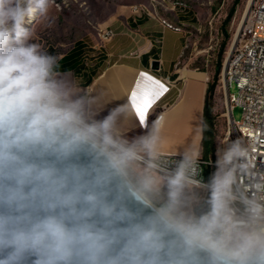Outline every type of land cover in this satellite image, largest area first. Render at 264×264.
Listing matches in <instances>:
<instances>
[{"label": "clouds", "instance_id": "obj_1", "mask_svg": "<svg viewBox=\"0 0 264 264\" xmlns=\"http://www.w3.org/2000/svg\"><path fill=\"white\" fill-rule=\"evenodd\" d=\"M54 2L0 0V264H264V205L246 200V218L229 206L249 147L221 148L207 214L181 210L183 165L155 206L156 178L134 188L129 173L141 152L154 155L155 135L119 138V106L89 118L88 101L56 78L58 57L33 39L27 25Z\"/></svg>", "mask_w": 264, "mask_h": 264}, {"label": "crops", "instance_id": "obj_2", "mask_svg": "<svg viewBox=\"0 0 264 264\" xmlns=\"http://www.w3.org/2000/svg\"><path fill=\"white\" fill-rule=\"evenodd\" d=\"M125 29L114 23L113 34L105 36L109 43L104 45L102 58H94L85 66L80 57L71 67L58 70L56 78L70 99L83 97L88 101L89 118L101 119L119 106L121 112L115 126L119 138L133 142L152 133L156 137L154 153L202 155L208 74L180 64L184 48L180 30L159 20ZM154 60L159 62L158 69H152ZM167 77L170 83L165 80ZM134 92L136 104L141 107L146 102L145 93L153 98L143 124L131 100ZM161 109L163 119L155 123Z\"/></svg>", "mask_w": 264, "mask_h": 264}, {"label": "rangeland", "instance_id": "obj_3", "mask_svg": "<svg viewBox=\"0 0 264 264\" xmlns=\"http://www.w3.org/2000/svg\"><path fill=\"white\" fill-rule=\"evenodd\" d=\"M248 5L249 0H55L47 17L37 18L27 26L32 29L34 41L56 55L58 61L81 43L80 57L84 65L91 64L94 58H102L106 52L104 45L109 43L105 36L113 34L114 23H119V28L125 31V26L136 27L159 20L168 27L180 30L184 46L182 66L205 71L209 81H212L217 62L221 59L219 79L210 100L216 123L217 154L212 156L215 158L220 155L229 131V104L223 66ZM232 8L234 10L229 18ZM122 37H125L124 33ZM237 90L235 84L230 87L231 92L236 93ZM232 114L235 120H240L241 107L235 106ZM144 172L142 162H131L130 180L135 187L138 180L145 176ZM152 174L156 175L158 183L147 195L159 207L168 199L171 177ZM208 195L202 187L185 183L180 194L181 210L198 216Z\"/></svg>", "mask_w": 264, "mask_h": 264}, {"label": "built area", "instance_id": "obj_4", "mask_svg": "<svg viewBox=\"0 0 264 264\" xmlns=\"http://www.w3.org/2000/svg\"><path fill=\"white\" fill-rule=\"evenodd\" d=\"M111 34V33H107ZM223 78L227 89L229 131L224 146L241 140L249 147V157L237 162L234 183L231 186L229 206L237 218L247 217L246 200L264 205V0H252L242 27L230 46L223 66ZM170 83L169 77L165 79ZM235 84L237 92H231ZM242 109V118L235 120L232 110ZM164 109L154 118L160 123ZM145 165V176L159 173L173 177L181 165L185 169V183L202 187L211 193L210 182L218 169L219 156H184L175 153H140ZM153 164L155 167L149 168ZM241 164H248L247 168Z\"/></svg>", "mask_w": 264, "mask_h": 264}, {"label": "trees", "instance_id": "obj_5", "mask_svg": "<svg viewBox=\"0 0 264 264\" xmlns=\"http://www.w3.org/2000/svg\"><path fill=\"white\" fill-rule=\"evenodd\" d=\"M233 10L234 8L231 9L229 13V18L231 17ZM223 44H225V42ZM81 48H82L81 43H78V45H75V47L70 51V53L60 58L58 61V65H59L58 70H65L71 67L72 65H74V63L80 61ZM221 65L222 63L220 59L217 62L216 71L213 76V79L212 81L208 82V86H207L206 104H205L204 118H203L204 135L202 140V156L208 154L214 155L216 150V144H215L216 123H215V115L213 113V108L210 100L217 86Z\"/></svg>", "mask_w": 264, "mask_h": 264}, {"label": "snow or ice", "instance_id": "obj_6", "mask_svg": "<svg viewBox=\"0 0 264 264\" xmlns=\"http://www.w3.org/2000/svg\"><path fill=\"white\" fill-rule=\"evenodd\" d=\"M160 87L163 90V86L161 85ZM144 95L146 97V102L144 103L143 107L138 106L136 104V100H137V93L136 92H134L132 94V97H131L134 109H135V111L137 113V116H138V118H139V120L141 121L142 124L145 122L147 109L150 107L151 103L153 102V98H152L151 94L145 93ZM156 95L158 96L159 93H157Z\"/></svg>", "mask_w": 264, "mask_h": 264}, {"label": "water", "instance_id": "obj_7", "mask_svg": "<svg viewBox=\"0 0 264 264\" xmlns=\"http://www.w3.org/2000/svg\"><path fill=\"white\" fill-rule=\"evenodd\" d=\"M158 68H159V62L154 60L152 62V69H158ZM134 188H135V186H134ZM210 199H211V193H209V195L207 197V201H206L205 205L202 207V209L199 211L198 216H201V215L208 213L209 207H210ZM127 202L132 207H135L138 204V201L136 199L135 190L132 191L131 193L127 194ZM203 264H206V261H204Z\"/></svg>", "mask_w": 264, "mask_h": 264}, {"label": "bare ground", "instance_id": "obj_8", "mask_svg": "<svg viewBox=\"0 0 264 264\" xmlns=\"http://www.w3.org/2000/svg\"><path fill=\"white\" fill-rule=\"evenodd\" d=\"M251 3H252V0H249V5H248V8H247V10H246V13H245L243 19L246 17L247 12H248V10H249V6L251 5ZM243 19H242V23H243ZM241 27H242V24H241L239 30L241 29ZM239 30H238V31H239ZM236 35H237V34H236ZM235 39H236V36H235ZM235 39H234V41H235ZM234 41H233V42H234ZM232 44H233V43H232ZM224 83H225V82H224ZM141 158H142V157H141Z\"/></svg>", "mask_w": 264, "mask_h": 264}]
</instances>
